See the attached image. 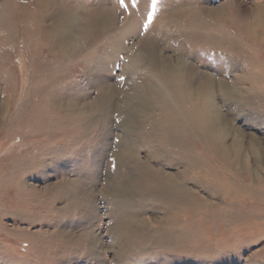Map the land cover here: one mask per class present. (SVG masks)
Returning a JSON list of instances; mask_svg holds the SVG:
<instances>
[{
  "label": "rangeland",
  "instance_id": "obj_1",
  "mask_svg": "<svg viewBox=\"0 0 264 264\" xmlns=\"http://www.w3.org/2000/svg\"><path fill=\"white\" fill-rule=\"evenodd\" d=\"M52 2L0 0V264H264V0H160L144 35L150 0L128 12L63 0L68 33L47 19ZM180 59L197 85L210 75L238 93L221 103L233 160L202 133L187 136L188 156L171 155L161 116L127 107L155 84L171 101L160 66ZM116 63L125 81L101 83ZM90 85L91 100L68 92ZM167 173L187 192L157 179Z\"/></svg>",
  "mask_w": 264,
  "mask_h": 264
},
{
  "label": "bare ground",
  "instance_id": "obj_2",
  "mask_svg": "<svg viewBox=\"0 0 264 264\" xmlns=\"http://www.w3.org/2000/svg\"><path fill=\"white\" fill-rule=\"evenodd\" d=\"M109 16H110L109 14H104L101 16V19L104 21V19H107ZM56 17H57L56 21L58 22V24L63 23V22H59L62 20L59 19L58 15ZM58 19H59V21H58ZM56 21L53 23L54 25H57ZM63 24L65 25L63 31H65L66 33L70 32L69 31V28H71L70 25L67 24V26H66V22ZM209 38H211V37H209ZM212 43H213V41H212ZM262 44H264V41L262 42ZM153 49L154 48L152 46L151 50L153 51ZM156 52H157V50H156ZM151 56L153 57L152 53H151ZM155 56H157V55H155ZM155 56H154V58H155L154 63L159 64L160 58L159 57L156 58ZM177 62H178L177 68L174 66V64H173L174 62H172V61L168 62V60H167V63L166 62H165V64L161 63L162 66H160L161 74H163L164 76L169 78V80H171L173 78L172 75L175 72L174 73L175 76L172 79L173 81L171 82L168 80V83H170L168 85V87H169L168 90H169V97H170L171 101H169V98L166 96V94H165L166 92L164 93V91H162V89H159L158 86H155L156 85L155 84L153 86L154 89H148L147 91L136 90L135 94H133L131 96H129V95L126 96L125 100L127 101L126 103H128L127 107H129L130 110H132L133 113H135L137 115V117H140V116L141 117L142 116H150V117L156 116L157 117V115L161 116L160 118L162 120L160 121L158 119V121H160V122L158 124H156L157 126H155V127L162 128V130L164 131L162 134L166 133L167 136L166 137L163 136V138L162 137L161 138L164 139L163 141H166L164 147H166L170 151V152L169 151L168 152L171 155L172 154L180 155L181 158H185V156H188V153H187L188 148H186L188 145V140H186L188 138L187 136L188 135L193 136V134H197V133H202L203 136L205 137V139L207 140V143L210 146H212V147L215 146L217 149L218 148L221 149V146L223 145L222 143L224 142L225 139H227V135L225 136V134L227 133V129H224V127L222 126V122L224 121V118H223L224 113H222V110H221V108H222L221 103L228 104V106L230 104V107H231V104L234 102L231 99L233 97L236 98L238 93L235 91L234 88L230 87V85H228L225 82L226 80L225 81L221 80L222 82L220 81L221 83H219V82H216V79H213V77L210 75H206L205 78L202 80L204 82L197 85L198 82H197L196 68H194L193 65H190L187 62H185L183 59H180ZM153 72H154V70H153ZM160 72L158 71L156 73H160ZM174 79H175V81H174ZM156 81H158V79ZM151 82L154 83V81H151ZM147 83H148V81H147ZM151 85H152V83H151ZM151 85H150V87H152ZM145 86H147V85H145ZM103 88L104 89H102L103 90L102 94H104V99L99 101L98 105H99L101 111L106 112V111L110 110V107H112V99L114 96H112V93L108 92L107 87H103ZM258 92H259V90H258ZM261 94H263V93H261ZM262 101H264V100H262ZM262 101L260 100V102H262ZM262 103H261V105H262ZM256 105H258V104H256ZM157 111H159L158 114H156ZM154 117H153V119H154ZM135 118H132V119H135ZM129 120H127L126 123H123V125L126 126L127 129L131 123V121H129ZM188 132H190V134ZM237 141H238V139H237ZM233 142H235V140ZM242 142L240 143V145L242 144ZM237 149L238 148H236V150ZM256 152H257V150H256ZM221 153L228 160H233V157H234L233 151L231 149H229L228 147H226V146L224 147V145H223V147L221 149ZM155 156H156L155 158H159V157H157L158 154H156ZM199 157L200 156H198V155L195 156V154H194V157H190L191 158L190 160L192 162V164H190V166L192 168L195 167V165H197L194 162V160L199 159ZM177 160H178V158H177ZM241 160H242V158H241ZM191 162H189V163H191ZM196 162H198V161H196ZM239 162H240V159H239ZM171 164L172 163H170L169 165H171ZM199 165L201 166V164H199ZM188 166H189V164H188ZM151 168H153V167H151ZM194 170H196V169H194ZM152 172H153V170H152ZM167 174L168 175H164V176L158 175L157 179L159 181L162 180L164 182H167V184H168V181H166V180H169V181L175 180V177L171 175L172 173L171 174L167 173ZM179 180H180V178H179ZM179 180L173 181L172 185L179 192H181V193L185 192L186 193L187 192V190L185 188L186 186L182 185L184 181L181 184H179L180 183ZM165 185H166V183H165ZM169 185H170V183H169ZM137 192H138V190H137ZM193 194L195 195V193H193ZM196 197H197V195H196ZM115 203L121 204V201L119 200V201H116ZM151 203H153V202H151ZM135 207H137V206H135ZM130 217H131V215H130ZM142 222L143 221H141V223ZM129 224H131V223H129Z\"/></svg>",
  "mask_w": 264,
  "mask_h": 264
},
{
  "label": "snow or ice",
  "instance_id": "obj_3",
  "mask_svg": "<svg viewBox=\"0 0 264 264\" xmlns=\"http://www.w3.org/2000/svg\"><path fill=\"white\" fill-rule=\"evenodd\" d=\"M111 0H109V3ZM117 5L124 10L125 12H128L129 8L138 10L139 9V0H116ZM160 4V0H150V4L148 6V10L146 12L143 24L141 26V29L139 31V35H144L148 32L149 27L153 24L156 15L159 11L158 5ZM63 7V0H53L52 2V8H53V14L50 15L47 19L51 22H55L56 16L59 14V10ZM69 31H75L74 28H69ZM124 57L121 56L120 60H123ZM120 68L121 65L119 63H116L112 66V68L107 70V74L103 77H100V82H124L125 76L120 75ZM91 91L88 89H75L71 88L68 89V92H70L74 97L80 98L83 100H91L93 96L95 95V86L90 85ZM112 171H116V165L115 161L113 159L111 163ZM75 176V174H73ZM82 181L84 182V186H87L88 183H90V180L86 177H81ZM101 207H106V205H102ZM124 206L123 205H117L114 207V215L119 216L121 212L123 211ZM87 220H92L91 213L88 214ZM87 222V221H86ZM105 223H112L111 221H106ZM91 226V225H90ZM260 246L264 247V241L260 242Z\"/></svg>",
  "mask_w": 264,
  "mask_h": 264
}]
</instances>
